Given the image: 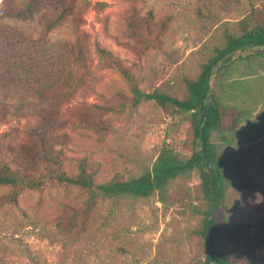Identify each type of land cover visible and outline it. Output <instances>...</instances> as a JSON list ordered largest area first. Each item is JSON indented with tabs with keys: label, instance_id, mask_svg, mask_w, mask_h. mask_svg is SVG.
<instances>
[{
	"label": "rangeland",
	"instance_id": "1",
	"mask_svg": "<svg viewBox=\"0 0 264 264\" xmlns=\"http://www.w3.org/2000/svg\"><path fill=\"white\" fill-rule=\"evenodd\" d=\"M52 1L30 16L0 15V99L8 103L0 111V161L35 177L47 172L33 135L44 124L49 125L45 137L56 138L61 151V170L76 175L84 162L100 182L139 175L162 146L181 157L202 148L195 142L192 112L154 101L122 108L119 102L132 96L130 85L99 47L130 70L139 88L182 99L185 80L196 79L222 47L224 29L242 19L247 30L264 25V0H75L73 15L48 29V19L60 11ZM254 51L247 47L241 54ZM44 89L45 96L38 95ZM60 90L69 96L56 100ZM257 90L250 116L239 123L223 116L231 144L225 145L218 131L211 135L223 169L240 181L229 186L225 207L221 202L215 207L209 234L231 264H264V79ZM244 93L238 101L246 105ZM116 95L115 112L95 114L96 104ZM19 100L38 107L57 102L58 112L17 114ZM80 113L108 128L80 125ZM87 193L55 183L15 195L0 186V264H200L205 259L204 202L194 172L172 181L164 201L158 193L119 203L98 200L83 228L75 221L57 226L58 217L67 214L65 205L79 208Z\"/></svg>",
	"mask_w": 264,
	"mask_h": 264
},
{
	"label": "trees",
	"instance_id": "2",
	"mask_svg": "<svg viewBox=\"0 0 264 264\" xmlns=\"http://www.w3.org/2000/svg\"><path fill=\"white\" fill-rule=\"evenodd\" d=\"M51 0H26L25 4H16L14 0H0V15L8 17L30 16L35 10L45 2ZM59 6V14L56 19H48L46 27L52 29L61 24V21L73 15L75 10V0H53ZM99 5L105 3L98 2ZM224 42L222 47H217V54L209 59L203 66L202 71L196 79H186L185 87L187 96L178 98L166 92L154 90L147 92L139 88L133 79L130 70L125 68L122 62L112 54V52L98 48L102 58L110 66L117 68L125 80L129 83L132 96L124 98L119 102V97L113 101L106 100L103 104H96L95 114L100 117L107 112H115L113 102H119L122 108L135 107L144 101H154L161 106H172L183 112L194 114L193 130L197 144L204 146L207 160L204 159L201 149L196 147L188 157L179 156L172 148L162 146L150 167L145 168L137 176L127 179L113 177L106 181H97L81 162L76 175H68L61 170L60 150H56V138L45 137V129L49 125L44 124L41 131H34L33 135L41 143L39 160L47 168V172L38 177L25 171L21 172L12 169L8 164L0 161V186L12 188L13 194L17 195L25 189H37L47 184H59L69 187H76L87 191L88 195L82 206L79 208L65 205L67 214L58 217L57 226L64 227L75 221L78 228L84 227L83 222L88 218L89 213L98 200L111 199L115 202L124 198H146L154 193H158L161 201L166 198L167 191L175 179L189 175L194 172L200 180V190L204 202L202 225L200 229L204 240L207 255L200 264H231L224 252L213 246L207 239V231L212 224L211 210L215 207L217 200L225 207V200L229 191V186L235 181L239 186L238 178L229 176L223 169V163L219 152L214 149L211 135L214 131L221 133L222 142L225 145L231 144L227 139L224 128V115H229L235 123L244 120L252 114L250 106L254 105L258 99L257 85L264 79V25H258L253 29H246V21L242 19L235 22L230 28L224 29ZM247 47H254L255 51L247 55L241 54ZM220 65L218 66V64ZM218 66V67H217ZM217 67L216 79L212 85L211 77L214 68ZM253 84L250 85V82ZM255 81V82H254ZM240 91H245L247 103L238 99L241 97ZM46 89L38 95L45 96ZM70 91L60 90L56 92L55 99L61 100L69 96ZM12 106V105H11ZM8 108V103L0 99V111ZM14 112L17 114H42L44 117L48 112H58L57 102L49 103L47 106L38 107L30 105L23 100L14 104ZM205 113L203 119L199 118L200 113ZM80 125L93 127L97 130H104L108 127L94 118H87L85 114L79 115ZM244 116V117H243ZM206 124L203 126V121ZM49 124V123H48ZM232 127V126H231ZM27 147L26 145H23ZM81 224H80V222ZM253 262V260H252ZM254 264V262L252 263Z\"/></svg>",
	"mask_w": 264,
	"mask_h": 264
},
{
	"label": "water",
	"instance_id": "3",
	"mask_svg": "<svg viewBox=\"0 0 264 264\" xmlns=\"http://www.w3.org/2000/svg\"><path fill=\"white\" fill-rule=\"evenodd\" d=\"M203 114H205L204 112L203 113H200L199 114V118L201 119V117H202V115ZM206 120H204L203 121V126L206 124ZM201 152H202V154H203V157H204V159L205 160H207V157H206V155H205V150H204V146H202V148H201ZM220 202V198L217 200V202H216V205H215V207L218 205V203ZM215 207L211 210V218H212V224H211V226H210V228L208 229V231H207V239H209V234H210V232H211V230H212V228H213V226H214V224H215V217H214V210H215Z\"/></svg>",
	"mask_w": 264,
	"mask_h": 264
}]
</instances>
